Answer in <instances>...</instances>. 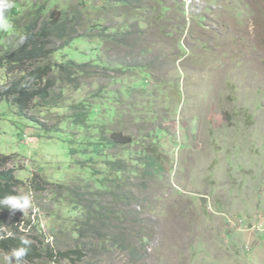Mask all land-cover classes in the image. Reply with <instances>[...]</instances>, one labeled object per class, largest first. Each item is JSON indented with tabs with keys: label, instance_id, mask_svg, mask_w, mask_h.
Masks as SVG:
<instances>
[{
	"label": "rangeland",
	"instance_id": "1",
	"mask_svg": "<svg viewBox=\"0 0 264 264\" xmlns=\"http://www.w3.org/2000/svg\"><path fill=\"white\" fill-rule=\"evenodd\" d=\"M123 1L13 0L0 57L54 12L81 26L51 62H99L77 82L56 68L29 118L0 104V155L33 200L7 230L41 247L27 264H264V0ZM22 76L0 69V88ZM113 132L132 144L106 146Z\"/></svg>",
	"mask_w": 264,
	"mask_h": 264
},
{
	"label": "trees",
	"instance_id": "2",
	"mask_svg": "<svg viewBox=\"0 0 264 264\" xmlns=\"http://www.w3.org/2000/svg\"><path fill=\"white\" fill-rule=\"evenodd\" d=\"M130 2V0H124L123 5H130ZM162 9L164 10V8ZM53 16L54 12H52L50 17L45 21H41L40 18L33 21V23L27 27L26 34L28 38L26 42L20 47L10 50L0 57V69H5L11 73H23V76L20 79H14L9 84L3 85L0 88V104L5 100L14 103L17 108V114L21 117L29 118L28 111L31 109L32 104L37 102V100L47 101L50 98L51 90L55 86V81L52 79L51 75L56 68L60 70V72L64 74L68 80H71V82H77V75L85 73L88 67H94L96 63L99 62L97 57L96 59H91V63L88 65L85 64L86 62L78 64L75 59H70L67 63H52L50 58L53 53L57 51L52 47V39L59 35L61 36L67 32L69 28L78 29L81 26L78 21H75L77 17L70 21H56ZM98 26L101 27L100 24ZM101 37L104 39L103 36ZM125 37L126 36L123 34H116L115 36H110V38L107 37L106 40L122 45L125 42ZM67 38V45H71L75 41H86L85 39L81 40L80 38H73L71 34L68 35ZM90 49L91 51L97 50L93 47ZM82 54H80V56ZM42 61L48 62L41 65L36 64ZM32 64H36L37 66L30 68L29 66ZM121 68L122 70L131 68L136 70L143 69L146 74H149L144 67L134 64L123 66ZM89 115L92 117L95 115V111L92 110ZM105 141L106 144L104 143ZM105 141L103 143L108 147L120 144H132L130 137L123 136L122 134L116 132L111 133L109 138ZM10 161V156L0 155V199L6 195H18L16 188L20 181L15 177L14 171L8 168L7 165ZM106 162V166L113 171H116L118 174H122L124 172L125 167L121 161L108 159ZM11 213L12 212L7 208H0L1 227H4L7 224L8 218L11 217ZM11 232L15 233V238L0 241V247L7 252H9L12 248L21 246L19 237L25 236L20 233L18 229L11 230ZM46 255L50 256L52 260L69 259L74 261L75 259L81 260L84 258V253L79 249L64 252H55L50 250L47 251ZM44 256L45 255L42 252L41 247L36 243H32L31 250L25 259L27 262L33 263L38 259H42Z\"/></svg>",
	"mask_w": 264,
	"mask_h": 264
},
{
	"label": "clouds",
	"instance_id": "3",
	"mask_svg": "<svg viewBox=\"0 0 264 264\" xmlns=\"http://www.w3.org/2000/svg\"><path fill=\"white\" fill-rule=\"evenodd\" d=\"M14 7L13 0H0V32H7L12 29V25L8 19V13ZM27 34L18 35V44L23 45L27 40ZM33 207L31 193L20 195H6L0 199V208H7L12 213L17 210L21 211L24 216L28 214V210ZM15 238V233L8 231L7 226L0 227V241ZM19 247L12 248L9 252L0 256V264H27L25 259L31 250V241L27 236L19 237Z\"/></svg>",
	"mask_w": 264,
	"mask_h": 264
}]
</instances>
